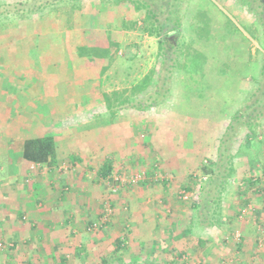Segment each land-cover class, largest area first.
I'll use <instances>...</instances> for the list:
<instances>
[{
	"label": "rangeland",
	"instance_id": "374dc122",
	"mask_svg": "<svg viewBox=\"0 0 264 264\" xmlns=\"http://www.w3.org/2000/svg\"><path fill=\"white\" fill-rule=\"evenodd\" d=\"M106 1L65 0L66 5L55 10L44 6L51 25L42 27L34 17L41 11L31 15L27 14L29 9H23L21 12L27 14L24 18L17 12L11 13L17 3L22 2L20 7L24 8L32 3L37 6L41 0H0V54H23L25 64L30 62L35 66L29 71L43 72V78L48 81L53 76L45 70V60L62 47L72 53L76 45L96 44L104 33L111 37L122 35L121 47L111 50L112 63L101 81L93 78L86 82H67L63 77L53 83H42L45 89L33 84L31 92L14 88L12 83H0V111L4 110L0 143L6 146L16 137L23 141L31 136L24 133L28 131V108L35 106L36 134L53 130L64 151V157L53 171L79 175L87 168L93 183L98 181L94 186L89 184L96 188L94 198L85 189L78 195H85L80 202L85 203L84 207L80 206L87 213L81 221L84 230L80 234L72 233L71 239L66 237L71 240V250L60 247L53 251L49 244L40 246L33 242L30 229H36V225L33 223L35 228L30 225L29 215L19 217L18 210L13 213L11 205L4 226L0 225V264H56L44 255L52 251L55 256L65 257V263L61 264H104L103 260L105 264L134 263L135 256L129 245L123 244V250L114 254L119 241L126 243L130 239L126 237L136 222L129 221L128 217L134 209L141 215L137 219L145 227L138 235L148 243L147 250L151 247L157 250L149 256L159 258L163 250L161 244L156 246V241L166 242L164 259L171 262L166 264H264V74L261 73L264 53L260 43L252 38L253 29L260 39L262 33L255 18L236 0H186L181 6V49L169 55L172 59L177 56L176 60L181 62L170 75L166 69L172 62L162 60L158 39L139 29L120 33L116 29L117 10ZM198 16L210 25L211 33L203 40L196 38L191 30L192 19ZM126 18L136 20L139 27L142 25L141 15L133 11ZM188 51L200 55L193 59L189 54L186 59ZM54 75L63 76L60 68L55 69ZM152 75L154 89L150 93H133V87ZM167 75L170 78L164 83ZM71 79L74 78L71 76ZM162 85L170 91L163 92ZM160 90L163 93L156 98L158 107L152 100L143 99L153 98L155 91ZM104 97L110 98L112 108H108ZM125 98L129 102L120 107L118 99ZM29 101H33L32 105ZM252 103L248 112L257 126L251 144L243 149L245 134L239 133L232 150L233 176L217 185L206 186L209 179L201 177L204 167L215 158L217 141L224 136L237 112L243 113ZM149 105L156 108L148 109ZM81 149L88 154L86 161L74 164L67 155ZM4 155L0 157V183L4 180L2 186L7 188L9 170ZM105 157L113 160L110 177L145 172L146 177L159 173L165 180L162 183L127 182L115 185L117 191L113 192L112 181L98 176ZM37 165L29 164L23 187L29 188L30 176L34 173H45V170L49 173L50 167L42 164L37 168ZM247 178L260 181L250 187L245 183ZM220 184L223 185L220 187ZM205 187L208 193L202 192ZM65 191L69 196L77 195L75 190ZM182 191L187 193V200L180 198ZM134 193L144 194L142 204L133 203L130 207L121 200L123 195ZM206 195L219 201L208 206L202 203L205 212L200 214L193 205L202 202ZM0 204L9 203L1 201ZM42 206L37 204L38 208ZM105 209L111 212L106 225L89 228L100 220ZM153 226H156L154 232ZM3 227L5 230L1 231ZM12 235H21L20 241L31 238L32 243L27 247L17 239V247H12ZM94 235L103 236L101 244L94 243L99 239ZM199 239L207 240L208 247L199 248ZM83 244L86 252L78 254ZM150 261L145 259L140 264H150Z\"/></svg>",
	"mask_w": 264,
	"mask_h": 264
},
{
	"label": "trees",
	"instance_id": "16d2710c",
	"mask_svg": "<svg viewBox=\"0 0 264 264\" xmlns=\"http://www.w3.org/2000/svg\"><path fill=\"white\" fill-rule=\"evenodd\" d=\"M42 3L37 4H26L24 8H21L20 5H23L22 2L15 4L14 11L11 13H19L21 18H24V15L31 14L34 15L36 12H40L39 16H34L37 19V22L44 27V24L51 25V19L48 17L49 15L45 14L44 6L49 7L50 9H58L61 6H65V0H41ZM105 1V0H103ZM186 0H108L106 2H110L111 6L117 10L119 19L117 21L116 29L121 33L124 31H135L137 29L141 30L144 33H147L149 36H153L158 39L159 44V54L162 57L163 61L170 60L172 64L166 69L168 74H172V69H175L179 66L181 61L176 60V57L172 59L169 57L172 54V51L175 49H181L180 47V36L183 29L182 15H181V6ZM235 1V0H234ZM242 8L246 10V12L252 15L259 27L261 28V39L257 36L256 30L253 29L254 33L252 34V38L260 43L261 50L264 53V0H236ZM27 3V2H26ZM65 4V5H64ZM28 6V7H26ZM53 6V7H52ZM20 7V8H19ZM23 9H29L27 14H23L21 11ZM136 13V15H141L142 25L139 27L138 22L136 20L127 19V15L131 12ZM25 12V11H24ZM27 12V11H26ZM25 12V13H26ZM50 12V11H48ZM200 12V11H199ZM10 13V14H11ZM23 14V15H22ZM22 15V16H21ZM162 16V18H161ZM191 30L193 34L199 40H203V38L209 37L211 30L210 25L202 20L199 16L196 19H192ZM120 35H116V37H111L110 34L104 33L101 36L100 40L93 45H76L74 47L72 53L68 51V48H61V50L54 53L53 56H50L48 60L45 61V70L48 71L50 76L49 81L43 78V72H39L38 74L31 73L30 71L35 69V66L32 63L25 64L24 59H22L23 54L10 52L7 54H0V83H12L14 88H22L26 90L33 89L32 85H37L40 89L46 88V85L42 83H53L56 82L57 78L66 77V81H80L86 82L93 78H98L100 81L106 75L109 70L112 59H111V50L119 49L121 47L120 43ZM173 36L172 41H169L168 38ZM171 42V43H170ZM208 42V41H207ZM187 48V47H186ZM67 49V50H66ZM189 50V49H188ZM182 57L183 51L181 50ZM189 54H192V58L199 56L198 52L190 51L185 53V58H189ZM62 55H67L66 57ZM62 57V58H61ZM24 58V56H23ZM264 60V56H263ZM8 67L10 69H8ZM60 68L62 77L55 76V69ZM264 68V66H263ZM30 69V71H29ZM72 70L74 71V76L71 74ZM78 75H77V74ZM264 74V72H261ZM42 78H40V77ZM71 76L74 79H71ZM169 75H167L163 82L168 83ZM51 79V80H50ZM153 75L146 76L141 82V84L133 87V93H150L154 89L153 85ZM165 85H162L161 88H164ZM35 88V87H34ZM163 91V90H162ZM155 91V96L143 98L146 102L148 100H152V103L155 106L158 105V101L156 98L160 96L163 92L170 91L169 88H164V91ZM146 96V95H145ZM106 99L108 108H112L114 104L110 102L109 97H104ZM129 99V98H128ZM119 106L125 105L127 99H118ZM258 100V99H257ZM259 102V100H258ZM256 103V101L254 102ZM116 104V103H115ZM251 105H247V108L241 112H237V114L233 117L232 123L229 125L224 136L219 139L215 145L216 153L214 154V160L210 162V164L204 167V173L202 175V179H209L206 186L217 185V183H221L222 179L229 178L233 176L234 169L232 161L234 159V153L232 154V150L238 140L237 136L239 133L244 132V142L246 145L251 144L250 140L252 136L254 137L255 127L257 126L254 118L248 112V109H251ZM120 106V107H121ZM153 105H149L148 109L156 108ZM147 109V108H146ZM145 109V110H146ZM112 114V113H110ZM256 119V117H255ZM237 138V139H236ZM46 141V140H42ZM38 142V143H37ZM27 142L25 143L26 147H31V150L26 148L24 151V158L27 160H32L33 164L42 165L46 162V150L44 146V142ZM113 160L111 158H106L102 167L98 172V176L102 179H108L113 172ZM204 174H208L209 178ZM201 179V180H202ZM260 180H254L253 178H247L246 184L250 187H255ZM223 184H220V187ZM219 186V184H218ZM210 188V187H209ZM207 188L205 187L202 192H207ZM257 190L255 189V192ZM208 193V192H207ZM207 196V197H206ZM202 198L201 201L195 202L193 205L194 209L200 214L204 211V207L202 208V203L204 205L208 204H217L218 199L212 198L209 195H206ZM207 215V214H206ZM123 242H118L114 251V254H118L121 250H123ZM199 248H206L209 245L207 240L199 239L197 242ZM118 257V256H117ZM117 262L120 263L119 258H116ZM105 264V261H102Z\"/></svg>",
	"mask_w": 264,
	"mask_h": 264
},
{
	"label": "crops",
	"instance_id": "0c3cea01",
	"mask_svg": "<svg viewBox=\"0 0 264 264\" xmlns=\"http://www.w3.org/2000/svg\"><path fill=\"white\" fill-rule=\"evenodd\" d=\"M32 103L33 101H29L28 104L32 105ZM34 108L35 106H29L28 108V125L26 127V130L28 131L24 133L25 135L31 136L23 139V141H18L19 138L16 137V139H13L10 144H7L6 146L0 143V155L1 153L2 155L5 153L4 156H6L7 159L5 166H8L9 170V175L7 178L9 186L7 188H5V186H2V184H5L4 180H2L0 183V188H2L0 189V202L4 201V204L9 203L7 205L0 204V225L4 226L6 222L5 217L7 214V210L12 205L14 207L12 210L13 213H15V210H18L19 217L23 215H29L32 220V222H29L30 225H32L33 228H35L34 224L36 225V229H30V235L31 233L33 234L31 235L33 242H37L36 244L40 246H45L49 244L53 251L55 248L58 249L60 247H66L68 248L67 250H71V240H66V237L68 239H71L73 237L72 233L77 234L79 232L80 234V231L84 230L81 221L83 219V216L87 213L85 212L84 208H82V206L84 207L83 204L85 203H80L85 195L83 197L78 195H82L85 189L86 192H90L89 196L91 198H94L93 191L96 190V188L89 187V184L94 186V183H97L98 181H95L93 183V177H90V173L87 168H83L82 170L79 169L78 172H80L81 170L79 175H74L73 173L61 175L53 171V169L61 162V158L64 157V151L62 149L60 141L56 139L57 135L54 134L53 130L46 131L42 135L36 134L38 133V118ZM32 109L34 110V112ZM14 112H16V110ZM3 118L4 110L2 112L0 111V122L3 121ZM1 129H3V127ZM77 135L78 133L74 136ZM43 139L46 141H42ZM1 140L3 139L1 138ZM37 141L44 142L47 157L46 162H44L43 164L50 167H47L50 171L49 173L46 172V170L45 173L40 171V173H34L35 175L33 176L31 175V181L28 184L30 186L29 188H25L21 185L22 180L24 181L25 177L27 176L26 174L29 164H33L32 160H27L23 156L24 151L26 150V148H28V146L26 147L25 143ZM245 146L247 145L244 143L243 149L245 148ZM28 149L31 150V147H29ZM11 152L13 154L8 159L7 157L11 154ZM87 155L88 154H86L85 151L81 149V151H75L74 154L71 151L69 155H67V157H69L71 161L74 162V164L76 162H81L82 164V161H86L85 156ZM4 156L2 158H5ZM106 158L108 157L104 158L103 163ZM67 188L71 191L75 190V192H77V195H67L65 191V189ZM25 189H27L26 192L22 193V191H25ZM137 194L138 193H134L132 195H123L121 200H124L127 204H129L130 207H132L133 203L134 205H136L138 202H141L142 204V202L144 201V194L143 196L141 194ZM96 195H98V192H96ZM37 204H43L42 208H38ZM129 214L131 215H129L128 220L131 222L135 221L136 224H132V228L129 231L128 237H126L130 238L127 240L128 242L126 241V243H123L129 245L132 254L135 256V259H133L134 263L131 264H140V262L144 261L145 259H151L150 264H166L165 262L168 261H166L167 259H164V255L167 254L164 251L166 249L164 246L165 241H162L161 243H158L156 241V246L159 247L160 245L158 244H161V249L163 250L162 253H160L159 258H154V256L152 255L149 256V253L155 255L157 250H154L153 247L147 250L148 243L146 245V240L141 239V236L138 235L141 234V229L145 228L144 226H142V223L137 219V217L141 215L135 209L131 210ZM144 214L146 215V212H144ZM155 228L156 226H153V232ZM67 229L69 230V233H67ZM3 230H5L4 227L1 229V231ZM95 237H99V239L94 240V243L97 242V244H101V242L103 241V236ZM20 238L21 235H12V241L14 242L12 244V247H17V239H19L20 241ZM30 243H32L31 238H29L28 240H25V238H23L20 241V244H24L27 247ZM78 249V254L86 252L84 244L83 248L81 247ZM53 251L51 252V254L46 253L44 255L47 256L50 261L53 260L56 264H61L62 262L65 263V257L62 255L55 256V253H53ZM43 252L44 251H42L41 253ZM30 261L31 259H29V262Z\"/></svg>",
	"mask_w": 264,
	"mask_h": 264
},
{
	"label": "built area",
	"instance_id": "2783aa9c",
	"mask_svg": "<svg viewBox=\"0 0 264 264\" xmlns=\"http://www.w3.org/2000/svg\"><path fill=\"white\" fill-rule=\"evenodd\" d=\"M39 167V165H37V168ZM205 179V178H204ZM165 180V177H162L161 174L159 175V173H155L152 177H146V173L145 172H136L135 174H131V175H118L115 177H109L108 179H106V181H112L113 183V187L115 188V185H124L127 182L129 184H136V183H143L145 181H154V182H163ZM116 188L113 189V192H116ZM180 198L182 200H187L188 199V195L185 191H182ZM110 209H105L104 212L102 213V217L100 218L99 221H95L94 223L89 225V228L91 229H99L102 228L104 225H106V223L108 222L109 218H110ZM90 230V229H89Z\"/></svg>",
	"mask_w": 264,
	"mask_h": 264
}]
</instances>
